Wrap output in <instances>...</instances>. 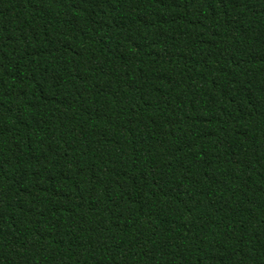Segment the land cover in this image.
I'll list each match as a JSON object with an SVG mask.
<instances>
[{
	"label": "trees",
	"instance_id": "16d2710c",
	"mask_svg": "<svg viewBox=\"0 0 264 264\" xmlns=\"http://www.w3.org/2000/svg\"><path fill=\"white\" fill-rule=\"evenodd\" d=\"M0 264H264V0H0Z\"/></svg>",
	"mask_w": 264,
	"mask_h": 264
}]
</instances>
